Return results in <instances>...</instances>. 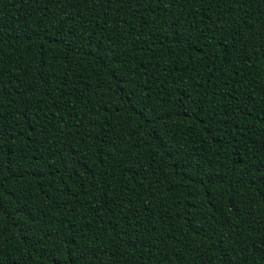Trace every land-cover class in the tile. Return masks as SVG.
I'll use <instances>...</instances> for the list:
<instances>
[{"label":"trees","instance_id":"1","mask_svg":"<svg viewBox=\"0 0 264 264\" xmlns=\"http://www.w3.org/2000/svg\"><path fill=\"white\" fill-rule=\"evenodd\" d=\"M0 264H264V0H0Z\"/></svg>","mask_w":264,"mask_h":264}]
</instances>
